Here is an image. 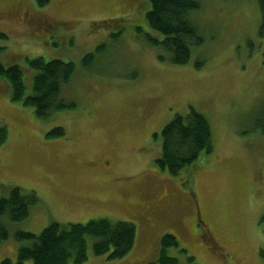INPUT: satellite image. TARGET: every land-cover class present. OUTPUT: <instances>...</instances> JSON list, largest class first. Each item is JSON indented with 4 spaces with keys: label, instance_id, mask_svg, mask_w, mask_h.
Here are the masks:
<instances>
[{
    "label": "rangeland",
    "instance_id": "rangeland-1",
    "mask_svg": "<svg viewBox=\"0 0 264 264\" xmlns=\"http://www.w3.org/2000/svg\"><path fill=\"white\" fill-rule=\"evenodd\" d=\"M200 2L192 19L205 43L188 64L173 65L159 60L167 51L137 35V26L153 32L150 0H51L44 7L0 0V33L8 36L0 37V58L23 69L26 94L35 74L28 59L77 67L62 92L77 107L47 120L14 101L0 80V123L8 129L0 197L20 186L40 198L27 218H2L9 237L0 242V264H18V231L40 234L55 221L100 217L134 223L136 242L112 260L95 255L90 238L85 264L157 262L166 234L179 240L169 249L178 264H264V135L253 131L264 108L262 14L257 0ZM102 44L85 67L84 57ZM191 108L210 121L214 152L172 176L156 162L161 138L153 135ZM58 126L65 135L49 136Z\"/></svg>",
    "mask_w": 264,
    "mask_h": 264
},
{
    "label": "trees",
    "instance_id": "trees-1",
    "mask_svg": "<svg viewBox=\"0 0 264 264\" xmlns=\"http://www.w3.org/2000/svg\"><path fill=\"white\" fill-rule=\"evenodd\" d=\"M35 1L38 6L44 7L51 0ZM257 2L264 25V0ZM150 3L146 20L153 32H145L142 27L137 26V35H142L154 48L168 52V56L160 54L159 60H168L173 65L188 64L193 56V48L205 43L204 33L192 19L194 13L203 9L200 0H150ZM114 36L118 37L119 34ZM0 37L8 39L3 33H0ZM104 45H100L95 53L84 57L85 67L90 66L97 53L104 49ZM3 49L0 48V52ZM28 63L35 72L32 94H26L23 69L18 65L7 67L0 58V80L8 81L14 101H22L33 107L35 115L42 120L51 118L59 111L77 107L75 101L65 99L62 95L63 88L71 82L77 71L73 61H47L38 57L28 59ZM197 66L200 68L201 63ZM253 131L264 135V108L255 119ZM48 135L64 136L65 129L61 126L55 127ZM153 137L155 140L161 138V151L156 162L172 176H179L183 170L191 168L202 153L210 155L214 152L212 125L204 114L194 108L186 116L176 115L163 127L161 133H154ZM7 140L8 129L0 123V145ZM39 200L35 191H25L20 186L11 187L7 196L0 197V242L9 237L2 218L23 220L30 215L32 206ZM262 221L264 222V216ZM137 233L134 223L114 221L107 217L93 218L86 223L55 221L40 234L29 231L16 233V239L22 244L19 248L18 264H27V261L33 264H85L90 257V238L95 239V255H108L112 260L122 259L133 249ZM161 242L158 261L149 264H178V259L169 251L171 247L180 246L178 238L173 234H166ZM262 255L264 257V250ZM189 260L193 261L194 257ZM10 263L7 260L3 264Z\"/></svg>",
    "mask_w": 264,
    "mask_h": 264
},
{
    "label": "flooded vegetation",
    "instance_id": "flooded-vegetation-1",
    "mask_svg": "<svg viewBox=\"0 0 264 264\" xmlns=\"http://www.w3.org/2000/svg\"><path fill=\"white\" fill-rule=\"evenodd\" d=\"M105 165H106V163H105Z\"/></svg>",
    "mask_w": 264,
    "mask_h": 264
}]
</instances>
